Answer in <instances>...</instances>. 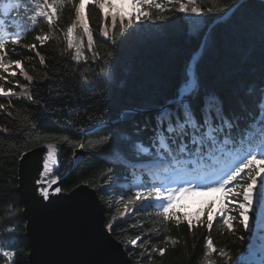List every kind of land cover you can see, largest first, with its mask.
<instances>
[{
  "label": "trees",
  "instance_id": "obj_1",
  "mask_svg": "<svg viewBox=\"0 0 264 264\" xmlns=\"http://www.w3.org/2000/svg\"><path fill=\"white\" fill-rule=\"evenodd\" d=\"M24 1L30 6L36 3ZM180 2L186 5L188 0ZM164 4L162 20L146 19L143 15L135 19V15L120 13L116 15L117 28L112 29L111 16L105 18L103 10L93 3L89 6L92 47H88L82 28L77 27L73 33L75 39L83 41L79 59L75 41L74 47L68 49L64 37L75 21L74 6L79 5V0L58 10L54 35L43 45L35 36L49 33L46 20L37 17V23L32 25L30 16L34 9L23 12L21 41L6 45L5 61L19 60L20 67L33 80H25L15 63L8 72L0 70V75L6 77L0 80L5 91L10 88L12 92L24 93L0 97V105L4 106L0 108V246L14 253L11 261L0 255V264H30L26 222L17 189L21 157L46 143L37 137H50L49 142L58 147L59 175L68 170L76 153L82 155L61 190L70 194L85 185L96 191L107 227L112 223L113 237L124 246L132 264H224L218 252L205 257L208 235L214 247L229 252L231 260L227 264H243L240 259L248 252L251 236L240 226L234 225V235L223 225V218H214L210 232L200 223L190 231L183 214L175 213L181 218L177 227L174 219L163 222L158 215L162 210L154 209L147 200L129 205L136 190L127 167L119 163L120 159L130 160L119 145H127L133 151L140 141L148 146L156 125L155 111H163L167 105H172L168 109L177 106V92L188 82V68L198 52L197 96L217 97L226 116H244L246 108L255 106L257 97L264 99V2L196 0L203 25L195 33L189 31L187 12L176 11L179 5L175 0ZM210 8L212 11H208ZM120 16L125 24L132 20L123 33L119 30ZM105 26L114 42L102 34ZM33 43L34 51L24 46ZM105 71L107 76L102 74ZM195 110L199 117V101ZM64 136L68 141L58 139ZM105 136L111 138L107 145L85 149L75 146ZM155 147H159L158 141ZM240 235H245V240L240 241ZM138 236L141 239L136 245L128 243ZM171 240L178 243L173 245ZM155 248H166L165 255L161 257L153 251Z\"/></svg>",
  "mask_w": 264,
  "mask_h": 264
},
{
  "label": "snow or ice",
  "instance_id": "obj_2",
  "mask_svg": "<svg viewBox=\"0 0 264 264\" xmlns=\"http://www.w3.org/2000/svg\"><path fill=\"white\" fill-rule=\"evenodd\" d=\"M98 9L103 10L107 0H90ZM172 3V0H167ZM72 4L73 0H36L34 5V14L30 16L32 25L37 23V17H43L49 25V33L43 35H36L35 40L43 45L54 35L55 22L58 19V10L62 9L65 4ZM143 11L135 17L139 19L143 15L146 19H164L161 14L166 10V4L158 3L156 0H135ZM175 4L179 7L176 11L185 13L192 12L196 15L201 14V10L196 6V0H188L187 5L181 3L180 0H175ZM111 7V5H108ZM75 7V21L64 32V37L67 41V48L72 49L75 46L77 49L76 59L80 58L79 46L83 43L82 40L75 39L73 36L74 30L79 27L83 29V33L87 35L88 47L93 45L92 33L86 17L82 13L85 7V0H79V5ZM0 8L5 11L8 9H16L18 5L13 4L12 0H0ZM153 10H158L153 12ZM170 10V9H167ZM208 11H212L210 8ZM105 18L111 16V28H117V16L111 13H105ZM132 23L129 19L125 24L124 17H119V30L121 33L128 25ZM264 27V21H262ZM23 28L15 30L12 25L8 24L7 20L0 19V70L8 72L12 63L20 67V61L5 62L6 45L11 42L13 45L19 44L23 35ZM105 37L113 39L110 35L107 26L104 27L103 33ZM30 51L36 49V44L24 45ZM37 56L40 53L36 52ZM196 59L194 66L195 72H199V59ZM40 63L44 64L43 56H40ZM20 73L25 80L31 82L33 76L29 75L27 71L20 67ZM107 76L105 71L102 73ZM6 77L0 75V80ZM0 94L5 97L9 95H23L24 93H15L9 88L4 90V86L0 85ZM264 96V93L261 94ZM177 106L171 109L165 108L156 117V125L153 130V136L145 146L144 141L135 145L136 151H133L127 145H119L120 150L125 153L130 160L136 159H152L159 158V166L162 169L160 175L164 177L160 184L153 183L144 179V183L148 185L147 188H140L135 191L133 198L128 200L129 205H135L137 202L147 200L150 204L152 201L157 202L159 209L158 215L163 222L167 223L170 220H175L177 227L181 221L179 216H176L173 211L177 196L183 193H192L200 191V185L196 183L199 181H207L205 190L208 192H222L225 196H231L234 201H240L231 210L237 212V216H225V209L221 208L219 215L223 217L222 223L228 230L235 235V228L233 221H237L244 233L249 236L256 235L264 238V99L257 97L255 99V106L251 109L246 108V115L226 116L221 103L214 95L207 97H199L196 95L191 79L184 85L182 90H178L176 95ZM200 102L201 115H196L195 103ZM0 105V108H3ZM11 115V113H9ZM38 140L44 141L47 148V161L42 163V168L47 176L50 171V164L56 163L55 160V146L49 142L50 137H37ZM59 140L68 141V137L64 136L58 138ZM110 137L105 136L103 139L96 141H89L86 145L83 142L77 143L75 146L80 149L95 148L97 145H107L110 142ZM190 143H185L184 141ZM158 141L159 147H155V142ZM232 142V147L229 143ZM247 143L249 148L241 155L237 152L236 145ZM222 146L227 149L232 157L234 166H230L223 153L215 163L212 162V157L216 155L213 151L215 148ZM155 149L154 151L151 149ZM22 158V157H21ZM238 158L239 162H235ZM195 160V164L191 161ZM201 161L206 167H200ZM246 172V178L241 183L242 173ZM153 179L157 175L155 172L149 173ZM43 184V181H41ZM52 181L48 187H51ZM177 185L172 187L171 185ZM259 185V187H257ZM231 186V188L229 187ZM61 189L55 188V192L59 193ZM41 195L45 200L49 198V191L47 188H41ZM242 198V200H241ZM233 201H230L232 203ZM208 216L206 220L199 223L206 226L209 232L213 228V214L212 209H208ZM124 214H127V207H125ZM188 228L191 231L193 224L191 220L187 221ZM112 223L108 224L109 230H112ZM245 235H240V241L245 240ZM141 239L139 236L130 240L128 243L132 245L137 244V240ZM167 238L165 244L168 243ZM175 245L176 240H171ZM154 252H158L162 257L165 255L166 248H155ZM264 251V249H262ZM219 257L223 258L224 264L231 260L229 252L214 247L211 235L206 238V252L205 257H211L217 253ZM0 255L11 261L14 253L4 250L0 246ZM211 264V261H209ZM264 264V261H261Z\"/></svg>",
  "mask_w": 264,
  "mask_h": 264
},
{
  "label": "water",
  "instance_id": "obj_3",
  "mask_svg": "<svg viewBox=\"0 0 264 264\" xmlns=\"http://www.w3.org/2000/svg\"><path fill=\"white\" fill-rule=\"evenodd\" d=\"M195 64L190 68V77ZM55 150L56 163L50 164L47 176L42 168L48 155L45 145L24 154L19 164L17 192L26 222L30 264H132L124 246L107 227L96 191L81 185L70 194L55 192L74 171L81 154L76 153L66 176L53 180L55 183L48 187L52 182L49 175L59 165L56 146ZM42 187L49 191L47 200L41 195Z\"/></svg>",
  "mask_w": 264,
  "mask_h": 264
},
{
  "label": "rangeland",
  "instance_id": "obj_4",
  "mask_svg": "<svg viewBox=\"0 0 264 264\" xmlns=\"http://www.w3.org/2000/svg\"><path fill=\"white\" fill-rule=\"evenodd\" d=\"M108 5H111V7H109ZM105 8L116 12H124L134 15H139L141 9L139 5L135 3V0H107V2L105 3ZM186 19L190 22L189 31L191 33H195V31L203 25L200 15H196L190 11L186 13ZM203 201L204 199L199 196L195 200H192L191 203L202 204ZM262 249H264V245L261 244L260 237L255 235L250 254L244 259V261L249 264H261V261H263L261 260V253L263 252Z\"/></svg>",
  "mask_w": 264,
  "mask_h": 264
}]
</instances>
